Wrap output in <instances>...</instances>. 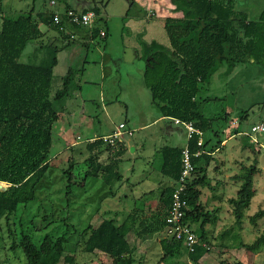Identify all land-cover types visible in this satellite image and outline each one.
Returning <instances> with one entry per match:
<instances>
[{"label":"rangeland","instance_id":"obj_1","mask_svg":"<svg viewBox=\"0 0 264 264\" xmlns=\"http://www.w3.org/2000/svg\"><path fill=\"white\" fill-rule=\"evenodd\" d=\"M50 1H55V4H50ZM148 1L2 0L0 21L2 15L12 17L30 10L33 16L37 12L61 11L64 4L78 10L86 6L87 9L97 7L102 20L100 27L108 29V36L105 40L94 38L87 48L80 47L79 54L73 60L66 52L57 53L53 90L69 66L79 70L76 82L80 88L66 101L70 102V112H74L75 117L69 118L63 114L54 124L50 167L38 183L36 199L25 205L20 204L14 215L7 216V220L4 216L0 217V264H26L21 249H9L11 238L8 228L17 235L21 228L28 229L36 244L44 235L65 233L70 237L66 249L76 248L77 264H112V258L103 252L84 253L82 241L78 242L79 232L87 224L96 225L103 218H112L120 223L129 212L135 211L138 216L147 213L148 207L155 208L158 193L150 192L168 181L159 172L161 161L158 150L164 145L183 146L186 133L183 126L168 119L156 121L142 129L139 127L141 123L160 115L143 83L144 47L151 41L168 44L163 20ZM155 4L165 17L179 16L172 10L169 0H155ZM235 6L245 10L248 17L253 19L263 8L264 0H236ZM150 12L155 15H150ZM39 26L44 32L43 36L26 44L19 61H38V57L32 58V52L38 45L41 47H36L35 52H39V57L46 52L47 44L61 45L63 39L55 30L44 23ZM222 69L215 72L198 93L200 98H210L202 107L206 116L227 114V119L218 123L222 130L219 136L223 138L222 147L214 153L207 168L210 184L201 188L200 199L206 209L218 207L219 211L217 221L208 225L210 249L202 256L200 264L234 261L264 264V247L249 251L238 246L241 242L250 243L264 229V216L255 224H251L247 218L257 210H264V148L253 145V151L249 147H241L239 135L233 134L235 128L248 130L252 123H264V73L256 71L249 64L237 65L227 76L219 74ZM214 97L219 100H211ZM242 111L246 119L238 123ZM81 113L84 114V121H80ZM120 122L132 128L133 134L122 137L126 146L122 154L116 155L119 160L115 169L122 176L121 182L107 185L99 175L92 177L84 172L90 171L95 164H114L113 153L116 152L112 153L102 144L89 149L83 140L108 133ZM257 138L264 146V133ZM130 147H135V150H130ZM255 151L258 154H254ZM254 159L261 172L253 176L254 195L242 223L237 224L227 201L234 196L239 185V181L232 176L240 172L241 165H249ZM70 163L73 166L74 184L71 185L70 194L65 195V171ZM6 186V182H0V189ZM141 207L144 211L140 214L138 208ZM192 227L195 229L196 226ZM162 237L163 233L142 239L128 234V242L134 248L133 264H193L181 248L176 255L160 262L163 251L159 240Z\"/></svg>","mask_w":264,"mask_h":264},{"label":"trees","instance_id":"obj_2","mask_svg":"<svg viewBox=\"0 0 264 264\" xmlns=\"http://www.w3.org/2000/svg\"><path fill=\"white\" fill-rule=\"evenodd\" d=\"M169 1L173 5V11L181 15L163 18L167 45L155 41L145 45L143 83L160 116L190 121L201 131L199 145L195 134L185 142L191 154L193 172L183 193L187 203L184 221L196 226L194 232L198 244L194 245L193 251L188 252L180 241L163 236L159 240L163 251L159 261L163 262L176 255L181 248L193 264H200V259L210 249L206 226L217 221L219 211L218 207L206 209L200 199L201 188L210 184L207 168L215 151L222 147L223 138L219 137L222 130L218 123L227 119V114L206 116L202 107L210 98H200L198 93L222 67L219 73L222 76L229 75L239 64L253 65L256 71L264 73V6L256 18L250 19L245 12L236 8V0ZM90 9L97 16L91 28V38L94 39L98 36L102 20L97 7ZM50 15L51 13L38 12L33 16L30 10L12 17L1 16L0 182H6L7 186L0 189V217L4 216L6 220L8 215L15 214L20 204L25 205L36 199L38 183L50 167L54 124L64 114L66 101L80 88L76 82L79 70L69 66L66 73L59 77L53 90V68L57 64V53L73 40H69L66 33L51 24ZM40 23L57 31L66 43L62 46L47 44L46 52L41 57L39 52H35L36 47H41L38 45L32 52V58L38 57V61H19L26 43L43 36ZM67 29L72 33L83 29L87 36L84 28L70 26ZM106 36L105 32L102 39ZM244 119L246 114L242 111L238 123ZM238 129L235 128L233 134L239 135L241 147L253 150V145L256 144L241 133L244 130ZM61 142L64 145L63 140ZM101 144L107 150L116 152L115 163L95 164L84 174L92 177L99 175L107 185L120 183L122 176L115 169L119 160L116 155L122 154L125 147L122 142H118L113 149L99 140L87 143V146L90 149ZM181 149L182 146L164 145L158 150L161 156L159 172L168 181L162 187L160 185L161 188L158 187L155 208L148 207L147 213H143L142 207L138 208L140 214H143L137 216V212H129L120 223L112 218H103L96 225L87 224L78 234V242L82 241L84 253L103 252L112 258V264H133L134 248L128 242L127 235L131 233L142 239L163 232L171 193L180 175ZM254 154L258 152L255 151ZM72 168L70 163L65 171V195L70 194L71 185L74 184ZM260 172L254 159L249 165H241L240 172L232 176L239 181V185L234 196L227 201L237 224L242 223L245 210L254 195L253 176ZM263 216L264 210L261 209L247 218L251 224H255ZM8 234L11 238L9 249H21L26 264H77L76 248L66 249L70 237L65 233L44 235L37 244L28 229L21 228L17 235L13 229L8 228ZM238 246L249 251L264 247V229L250 243L241 242ZM227 264L243 263L234 261Z\"/></svg>","mask_w":264,"mask_h":264},{"label":"built area","instance_id":"obj_3","mask_svg":"<svg viewBox=\"0 0 264 264\" xmlns=\"http://www.w3.org/2000/svg\"><path fill=\"white\" fill-rule=\"evenodd\" d=\"M53 2V1H51ZM150 15H153L150 12ZM96 14L93 10H78L73 8H67L63 11H53L50 15V22L52 25L58 27V29L68 35L69 40H75V34L70 32L67 27L77 26L87 30V36L91 38V28L93 22L96 20ZM105 29L100 27L98 29L99 38L105 37ZM172 122L176 125L183 126L186 133V139L191 137V135H197V144L201 143V131L196 128L190 121H181L177 118H170ZM63 132V131H62ZM249 138L251 142L256 145L264 146L260 143L257 136L264 133V123L256 122L249 126L248 130L241 132ZM133 134V129L126 127V124L120 122L110 133L102 135H93L91 137H86L83 141L87 143H93L97 140L101 141L103 144L108 145L111 148H116L118 142H122L123 136H131ZM79 140L80 137L76 136ZM198 153H195L197 155ZM191 154L187 148L186 143L181 149V170L177 182L175 183L174 189L171 193L170 205L168 207L165 216V225L163 228V236L168 238H173L180 241L182 245L188 252L193 251L195 244H198L197 236L194 232L193 227L184 221L185 210L187 209L186 200L183 198V193L186 188V184L191 179L193 172V165L191 163Z\"/></svg>","mask_w":264,"mask_h":264},{"label":"crops","instance_id":"obj_4","mask_svg":"<svg viewBox=\"0 0 264 264\" xmlns=\"http://www.w3.org/2000/svg\"><path fill=\"white\" fill-rule=\"evenodd\" d=\"M131 1H133V2H135V0H131ZM158 1V0H157ZM148 3H150V4H152V5H150V6H153V8L155 9V11L156 12H158V16L163 20V18H165V16H164V14H161L159 11H161V9H160V7L159 8H157L156 6V4H155V0H150V1H148ZM50 4H55V1H53V2H51L50 1ZM169 5L171 6V8H172V10H173V5L170 3V1H169ZM74 8V7H71L70 6V4H64V6H63V9L61 10V11H63L65 8ZM74 9H76V8H74ZM88 9H90V8H88ZM262 9V8H261ZM260 9V10H261ZM57 11H60V10H58V9H56ZM81 10H87V6L86 7H83ZM163 10V9H162ZM55 11V10H54ZM243 12H245L246 13V11L245 10H242ZM51 12H53V10L51 11H46V12H44V13H47V14H50ZM162 12V11H161ZM38 13V12H37ZM43 13V12H42ZM153 13V15H155L154 14V12H152ZM174 13L175 14H179V16L181 15L179 12H175L174 11ZM247 14V13H246ZM101 14H100V10H99V16H100ZM179 16H177V17H179ZM257 16V15H256ZM256 16H255V18H256ZM101 17V16H100ZM166 17H169V16H166ZM171 17V16H170ZM39 28H40V26H39ZM104 28V27H103ZM105 30H106V33H107V36H108V29L107 28H104ZM84 30L82 29V30H80V31H73L74 32V34H75V40H73V41H71V43H68V46H66V47H64L62 50H60L59 51V53H62V52H66L67 53V55L73 60V58H75L78 54H79V50H80V47H82V49H84V48H87L88 46H89V44H91V42L94 40V39H92V40H90V38H88V36H86L84 33L85 32H83ZM43 32V31H42ZM57 32V31H56ZM58 33V32H57ZM43 34H44V32H43ZM58 35H60L59 33H58ZM107 36H106V38H107ZM106 38H104V39H101V40H105ZM53 39V41H55V39L56 38H52ZM29 41H32V40H29ZM28 41V42H29ZM27 42V43H28ZM26 43V44H27ZM66 43V41H62V43H61V45L60 46H62V45H64ZM54 45V44H53ZM54 46H57V45H54ZM25 47H26V45H25ZM24 47V48H25ZM58 53V54H59ZM57 61H58V58H57ZM55 68H56V65L54 66V68H53V72H54V70H55ZM82 110H84L83 109V107H82ZM66 112V113H65ZM65 112H64V115H66V116H68L69 118L70 117H72L73 115H74V117H75V114H74V112H70V102H67L66 103V105H65ZM64 115H62V116H64ZM62 116H61V118H62ZM89 116H91V115H89ZM84 114H80V121H84ZM166 120V119H168V118H166V117H163V116H160V115H158V116H156L155 118H153L152 120H150V121H148V122H146V123H141L140 124V129H142V128H144V127H146V126H148V125H153V124H155V122L157 121H160V120ZM168 120H171V119H168ZM111 131H113V129H111ZM110 131V132H111ZM109 133V132H108ZM106 134V133H105ZM122 144H123V146L125 147L126 146V144L125 143H123L122 142ZM185 144V143H184ZM162 147V146H161ZM178 147H181V146H178ZM130 148H132V150H135V147H130ZM160 149V148H159ZM157 151V150H156ZM217 151V150H216ZM215 151V152H216ZM112 153L114 152V151H111ZM113 154H115V153H113ZM158 155H159V157H160V161H161V156H160V154H159V152L157 153ZM160 164H161V162H160ZM156 187H159V186H156ZM155 187V189L154 190H156V191H154L153 190V193H157V190H158V188H156ZM211 226V225H210ZM207 231H208V234H209V226H208V228H207ZM211 234V233H210ZM155 234H153V235H151V236H154Z\"/></svg>","mask_w":264,"mask_h":264},{"label":"water","instance_id":"obj_5","mask_svg":"<svg viewBox=\"0 0 264 264\" xmlns=\"http://www.w3.org/2000/svg\"><path fill=\"white\" fill-rule=\"evenodd\" d=\"M130 150H132V148H130Z\"/></svg>","mask_w":264,"mask_h":264}]
</instances>
